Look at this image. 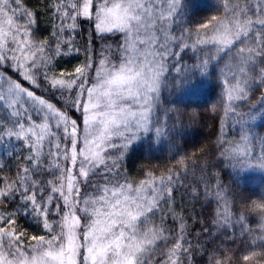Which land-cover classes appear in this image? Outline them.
Wrapping results in <instances>:
<instances>
[{
	"label": "snow or ice",
	"instance_id": "1",
	"mask_svg": "<svg viewBox=\"0 0 264 264\" xmlns=\"http://www.w3.org/2000/svg\"><path fill=\"white\" fill-rule=\"evenodd\" d=\"M0 150V264H264V0H0Z\"/></svg>",
	"mask_w": 264,
	"mask_h": 264
},
{
	"label": "trees",
	"instance_id": "2",
	"mask_svg": "<svg viewBox=\"0 0 264 264\" xmlns=\"http://www.w3.org/2000/svg\"><path fill=\"white\" fill-rule=\"evenodd\" d=\"M189 138L190 139H196L197 137H196V134L193 132V133H190L189 134ZM0 151H2V150H0ZM158 155H159V153H157ZM250 186L252 187V188H254L255 190H256V193L258 194L259 193V179H252V180H250ZM253 198H255V196L253 197Z\"/></svg>",
	"mask_w": 264,
	"mask_h": 264
},
{
	"label": "rangeland",
	"instance_id": "3",
	"mask_svg": "<svg viewBox=\"0 0 264 264\" xmlns=\"http://www.w3.org/2000/svg\"><path fill=\"white\" fill-rule=\"evenodd\" d=\"M203 2V0H197V3H202ZM253 179H258V178H253Z\"/></svg>",
	"mask_w": 264,
	"mask_h": 264
}]
</instances>
